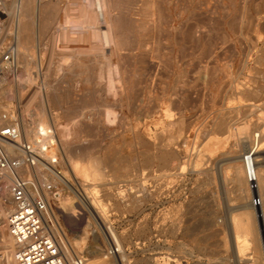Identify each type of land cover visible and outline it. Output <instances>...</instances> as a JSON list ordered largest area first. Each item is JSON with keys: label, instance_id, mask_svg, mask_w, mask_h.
I'll use <instances>...</instances> for the list:
<instances>
[{"label": "rangeland", "instance_id": "1", "mask_svg": "<svg viewBox=\"0 0 264 264\" xmlns=\"http://www.w3.org/2000/svg\"><path fill=\"white\" fill-rule=\"evenodd\" d=\"M18 1L0 0V46H16ZM29 9L9 84L49 100L62 175L40 180L54 183L75 252L103 264L121 255L129 264H264L261 205L245 208L236 189L256 133L264 174V0H31ZM208 134L222 138L212 151ZM82 192L107 222L85 239L93 216ZM10 207L4 193L0 213ZM108 225L122 253L110 254L118 246ZM246 226L253 234L239 249L234 232Z\"/></svg>", "mask_w": 264, "mask_h": 264}, {"label": "bare ground", "instance_id": "2", "mask_svg": "<svg viewBox=\"0 0 264 264\" xmlns=\"http://www.w3.org/2000/svg\"><path fill=\"white\" fill-rule=\"evenodd\" d=\"M16 1H18V0H16ZM30 1L31 0H19L18 1V6H17L18 8L16 10L17 12H15V14L13 15V18H12V21L14 23V32L13 33L15 34L16 42H17L16 46H14L15 47V60H14V62L9 63L7 65L5 63H2L0 65L1 66L0 67V69H1V73H0V113L2 111H7L9 113V116H10L9 122H15L21 128L22 133L24 134V136L26 138L33 139L34 143H35V146H36L38 151L42 152L41 151V147L45 143H48V144L51 145L50 146L51 148H50L49 152L42 153V155L47 159V161L49 162L50 165H47V163H45L43 161H38L37 164L35 166H33V167L24 166V167H22V168H20L18 170V174L19 175H21L23 177H26L28 179L34 178L36 180H34V179H32V180L37 182L40 186H44L49 181H47V180L42 181V180H40V177H45V176L49 177V176H51V173H52L53 175H55L56 177H59L61 179V175H62L59 171H57L54 168V166L51 163V161H52L51 158L54 157L55 153H54V146H52V144H54L53 143L54 142V136L51 133L54 129L51 128V129H53V130H51L49 128V126H48L49 122L46 120L48 118L46 116V114H48V109H49V104H50L49 100L44 97V98H41V100L39 99L40 101L37 102L36 100H37V97H39V96H38V93L36 92V90H35V92L33 91V94L30 95V97L27 98V95L24 94L25 91L22 92L21 89L13 90L12 86H10V84H9V79L11 77L12 78H16V76H17V74L19 72L20 64L18 62V54H19L18 52H20V50H19L17 45L21 44L22 41H26V37H25L26 35L24 36V32H25V29H26L25 28V22H27V21L24 20V17L28 16L27 12H28V9L30 7ZM16 4H15V6H16ZM39 4H38V6H39ZM40 5H42V4H40ZM3 6H4V4H3ZM2 8L3 7L0 5V17H1V12H3ZM36 9H37V7H36ZM36 9H34V10H36ZM40 11L42 12L41 9H40ZM37 13H36V16H38ZM31 14H32V12H31ZM36 18L38 19L39 17H36ZM37 19H36V22H37ZM26 20H28V18ZM31 23H33V22H31ZM36 25H37V23H36ZM8 33H10V32H8ZM23 36L25 37V40H22ZM0 40H1V37H0ZM9 44H11V43H8L6 45L0 46V54H1L2 50L5 49ZM25 56H23V58ZM11 117L14 118L15 120H13ZM49 119H50V117H49ZM259 134L258 133L255 134V137H254L255 138V143H254L255 145L253 147L248 148V150L245 153H243V158H242L243 159V162H242L243 163V167L237 168V174H238V177H239L238 181H239V184H240V188L245 191V194H247V193H251L252 194L250 203H251V205L253 204L252 206L254 208H258V206L257 207L254 206L253 198H252L253 194L256 195V193H257L259 195V204L261 205L260 216H262L263 219H264V174L262 173L263 171H260V169H259L261 166L260 167L258 166V162H257L258 161V159H257L258 155L256 154V151H257L258 147L261 146L260 145L261 141L259 142V136H260ZM39 137L42 138V142L37 143L36 140ZM211 143L212 142H210L207 145L208 148H209V151H212V148L209 146ZM9 150L11 151V154H13V155L20 154L19 150H17L16 148H12L11 147ZM66 155H67V153H66ZM164 159H161V160H164ZM171 159H173V158H170L169 160H171ZM167 163H168V161H167ZM234 171H235V169H234ZM88 176H89V173H88ZM250 179H255V182H256V185H255L256 187L255 188L251 187ZM245 180L247 181L248 190H247V188L245 186V183H246ZM11 181H12V176L11 175H7L5 177L4 182H2L0 184V205L1 206H2V200L4 198V193H5V198L10 201L11 206H12V199H11V192H10V183H11ZM50 183H52V182H50ZM52 184H54V183H52ZM67 184L71 185L69 180H67ZM2 188L4 190L3 195H2V190H1ZM43 190H44L45 195H47V197H48L49 196V191L47 189H45V188ZM245 194H244V196H245ZM82 202H83V204L85 206L84 209H88L90 214L93 216L92 218H88L87 221L85 220L86 224L83 227L84 230H83V236H82V239H85L88 236V231L89 230H91V233H94L96 231L95 229H91L92 228V224H95L101 230V228L99 226V223L101 221L100 219H103V222L105 220V224H107V222H106V218H104L103 213L100 210L101 209L100 208V203L97 200L92 199L90 195L83 193ZM58 204H57V206H58ZM68 204L71 205L72 203L70 202ZM92 207H93L94 210L92 209ZM76 208H77V206H76ZM6 209L7 208H5L3 211H6ZM10 209H11V207L9 208V210ZM60 210L62 211V213L67 214L64 211V209L61 208ZM7 213H8V211H7ZM7 213L6 214L4 212L0 213V250H1V255L0 256H1V258H3V263L2 264H17V262L15 260V256H14L15 250H16L15 240L12 237V235L9 233V231L7 229V226H6ZM55 213H56V210H55ZM56 215H57V213H56ZM255 215H257V214H255ZM253 223H255V222H253ZM250 228H252V227H250ZM107 229L112 234L114 242L118 246L117 250L122 253L121 246H120V241H119L118 237L116 236L115 231L111 227H109V225L107 226ZM249 234H253V231L251 229H249L247 226L246 227H242L240 229H237V231L234 232V235H235V237H237V239L240 238V237L243 239L242 241L240 240L241 242H238L239 244L237 243V248L241 249V248H244V246H246L245 245L246 240H244V238L248 237V239H250L249 238ZM87 238H89V237H87ZM246 244L248 245V243H246ZM109 249H110V254L116 252V249H114L113 245H111V247ZM103 254H105V253H103ZM124 256L121 255V258H123V261H124L123 263L121 262V264H129L128 259H126ZM106 257H107V255H105V258ZM103 263H104V257L103 258H96V260H93L92 258H88V257L85 258L84 257V260H83V264H103Z\"/></svg>", "mask_w": 264, "mask_h": 264}, {"label": "built area", "instance_id": "3", "mask_svg": "<svg viewBox=\"0 0 264 264\" xmlns=\"http://www.w3.org/2000/svg\"><path fill=\"white\" fill-rule=\"evenodd\" d=\"M14 46L11 43L2 50L0 65L14 62ZM9 120V113L2 111L0 113V184L7 175L12 176L10 183L12 206L7 213L6 226L15 240L14 256L17 264H83L84 257L76 253L69 244L67 233L58 219V214L55 213L54 201L58 194H55L53 184L47 182L44 186H40L34 181L36 179H28L18 174L20 168L33 167L38 161L50 165L42 153L49 152L51 145L45 143L41 147L42 152L38 151L34 140L26 138L21 128ZM36 142H42V138L39 137ZM11 147L19 150L20 154H11L9 150ZM51 159V163L56 161L55 157ZM250 184L255 188V179H250ZM43 187L49 191L48 197ZM253 203L259 204V198L254 199ZM114 249L118 251L115 246Z\"/></svg>", "mask_w": 264, "mask_h": 264}, {"label": "crops", "instance_id": "4", "mask_svg": "<svg viewBox=\"0 0 264 264\" xmlns=\"http://www.w3.org/2000/svg\"><path fill=\"white\" fill-rule=\"evenodd\" d=\"M209 135V134H208ZM221 140H222V138H220L218 135H214V136H210L209 135V137H208V139H207V141L206 142H212L209 146L211 147V148H214V147H217L219 144H220V142H221ZM252 141V140H251ZM251 141H250V143H251ZM255 139H254V142H253V145H250L249 144V148L250 147H253L255 144ZM237 190H238V192H239V194H238V196L240 197V199L243 201V205H245V208H247V209H250V207H251V203H250V201H251V193L248 195V193L247 194H245V191L244 190H242L241 188H236ZM241 191V192H240ZM244 194H245V196H244ZM247 196V197H246ZM242 197V198H241ZM249 201V202H248ZM245 203V204H244ZM249 203V204H248ZM248 204V205H247ZM238 216V215H237ZM236 215H233L232 217H231V220H232V218H235V217H237ZM234 226V225H233Z\"/></svg>", "mask_w": 264, "mask_h": 264}]
</instances>
